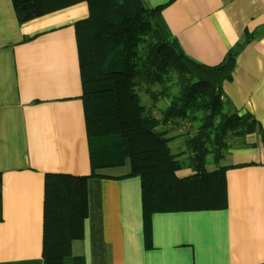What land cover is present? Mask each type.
Wrapping results in <instances>:
<instances>
[{"label":"crops","instance_id":"obj_1","mask_svg":"<svg viewBox=\"0 0 264 264\" xmlns=\"http://www.w3.org/2000/svg\"><path fill=\"white\" fill-rule=\"evenodd\" d=\"M31 1L0 0V264H45L46 175L92 174L75 29L88 4L42 14ZM144 2L165 5L169 30L202 64L218 65L241 45L223 90L262 129L225 151L228 207L153 213L151 248L144 233L151 177H124L128 166L99 169L88 180L84 237L72 242L65 264H262L264 0Z\"/></svg>","mask_w":264,"mask_h":264},{"label":"trees","instance_id":"obj_2","mask_svg":"<svg viewBox=\"0 0 264 264\" xmlns=\"http://www.w3.org/2000/svg\"><path fill=\"white\" fill-rule=\"evenodd\" d=\"M81 2L88 4L89 15L75 29L92 174L46 175L45 264H65L72 242L84 237L88 180L99 169L128 166L124 177H151L152 200L144 193L145 241L151 248L153 213L228 207L229 167L220 163L231 140L242 143L261 127L251 113L240 114L223 90L224 82L232 79L241 45L210 66L184 52L163 18L165 5L39 0L42 14ZM187 124L192 132L174 152L171 143L180 134L173 132ZM182 169L191 173L180 177L177 171Z\"/></svg>","mask_w":264,"mask_h":264},{"label":"rangeland","instance_id":"obj_3","mask_svg":"<svg viewBox=\"0 0 264 264\" xmlns=\"http://www.w3.org/2000/svg\"><path fill=\"white\" fill-rule=\"evenodd\" d=\"M26 1V0H24ZM35 2V7H37V9L39 8V1L38 0H34ZM19 4L20 2H22V0H18ZM36 12V8L33 9L32 11V14L34 15ZM23 13V11H22ZM142 96L144 98V100L148 101L149 102V98L147 95H145L144 93H142ZM160 103V101L158 102V104ZM155 115H157L159 117V113L158 112H155ZM192 132V129L190 128V126L187 124L186 126H184L180 131H175L173 132V135H178L180 134V136H177L176 140L174 142L171 143L172 145V150L175 152V151H178L179 146L181 145L182 141H184L187 137L190 136ZM234 142L233 140H231V143ZM120 171H124V168H121ZM118 171V172H120ZM178 175L179 176H183L185 175L186 173H191V170L189 169H182V170H179L177 171ZM145 196L147 197V200L148 201H151L152 200V197H153V189H152V184L149 182V180H147V185H146V188H145Z\"/></svg>","mask_w":264,"mask_h":264}]
</instances>
